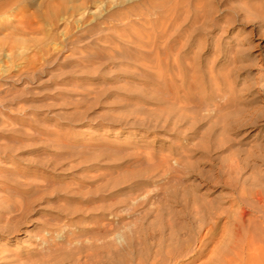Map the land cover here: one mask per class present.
<instances>
[{"label":"rangeland","instance_id":"obj_1","mask_svg":"<svg viewBox=\"0 0 264 264\" xmlns=\"http://www.w3.org/2000/svg\"><path fill=\"white\" fill-rule=\"evenodd\" d=\"M25 200L0 264L88 237L106 264H209L264 231V0H0V227Z\"/></svg>","mask_w":264,"mask_h":264},{"label":"bare ground","instance_id":"obj_2","mask_svg":"<svg viewBox=\"0 0 264 264\" xmlns=\"http://www.w3.org/2000/svg\"><path fill=\"white\" fill-rule=\"evenodd\" d=\"M14 205L15 206L9 210L11 213H15L13 215L14 220L11 221L12 223L8 222L11 225L9 224L8 226L5 225V227H0V233L1 234H4V233L12 234V233L18 231L19 225L23 222L24 218L27 217V213L30 211L32 204H31V200H30V202L25 200L24 202L23 201L17 202ZM41 208L42 207H39L37 210H39ZM208 211H209V209H208ZM87 213H89V212H87ZM257 230L258 231H256L255 227H254V230H251V229L243 227L241 224H238L237 227L235 228V231L231 235V238H229V237H228L229 239L227 238L229 240V243H230L228 245L229 247L227 248L224 246L225 249H224V247H223V249L225 251L220 250L219 252H221V253L218 252L219 254L215 253L213 256H211V261H213V262L210 261L209 264L210 263H212V264H264V231L261 229L260 230L257 229ZM114 236H116L115 238L117 239L118 242H120L119 247L121 250L124 251V249H128V250L131 249V245H132V242H134L133 240H135V237L130 238L129 241L124 244V242H123L124 238L119 233L115 234ZM59 237L62 239V235H59ZM90 239H89V237L85 238L84 242H82V243L87 244V246H89V247L90 246L94 247V248L96 247V249H93L94 252L93 251L89 252V250H88V252L86 254H84V255H86V259L84 261L78 260L77 262H75V264H106V262L110 259V258H107V255H106V257L104 255H102L104 253V251L107 250L106 239L99 237L96 239V241L94 240L95 242L91 241ZM178 239H179V237H178ZM38 243H39L38 244L39 245L38 250L40 251V254L42 257L44 256L47 258L48 257L51 258L52 256H54V249L52 247H50V244L47 240L40 239ZM67 243H68V247L70 248V247H72L73 240L69 239V240H67ZM230 245H231V247H230ZM77 247H78V249L80 248V246H77ZM205 248H203V247L199 248V250L196 252L197 257L204 254ZM85 250L87 251V249H85ZM121 250H118V252L120 251L122 253L123 251H121ZM131 251H130V253H131ZM126 254H127V252H126ZM37 260H38V258H37ZM43 262H44V260H43ZM110 263L111 264H128L124 261H121L120 259H119V261H115V262L110 261ZM20 264H29V263H20ZM32 264H35V263H32ZM41 264H43V263H41ZM44 264H45V262H44Z\"/></svg>","mask_w":264,"mask_h":264}]
</instances>
